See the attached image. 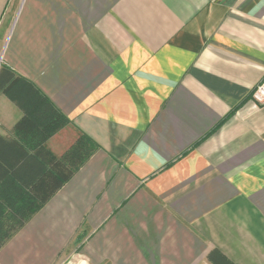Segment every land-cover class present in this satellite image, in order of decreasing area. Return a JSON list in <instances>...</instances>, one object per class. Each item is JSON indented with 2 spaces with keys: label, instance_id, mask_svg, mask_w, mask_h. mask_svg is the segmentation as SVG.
<instances>
[{
  "label": "crops",
  "instance_id": "crops-1",
  "mask_svg": "<svg viewBox=\"0 0 264 264\" xmlns=\"http://www.w3.org/2000/svg\"><path fill=\"white\" fill-rule=\"evenodd\" d=\"M1 63L70 120L51 151L98 148L0 264H264V0H0Z\"/></svg>",
  "mask_w": 264,
  "mask_h": 264
},
{
  "label": "trees",
  "instance_id": "trees-1",
  "mask_svg": "<svg viewBox=\"0 0 264 264\" xmlns=\"http://www.w3.org/2000/svg\"><path fill=\"white\" fill-rule=\"evenodd\" d=\"M0 94L23 112L12 136L0 134V250L69 182L98 148L84 136L74 153L78 165L57 156L47 142L70 120L31 80L0 64ZM79 238V236H78ZM210 264H235L220 250Z\"/></svg>",
  "mask_w": 264,
  "mask_h": 264
},
{
  "label": "built area",
  "instance_id": "built-area-1",
  "mask_svg": "<svg viewBox=\"0 0 264 264\" xmlns=\"http://www.w3.org/2000/svg\"><path fill=\"white\" fill-rule=\"evenodd\" d=\"M253 99L260 105H264V80L254 89Z\"/></svg>",
  "mask_w": 264,
  "mask_h": 264
},
{
  "label": "rangeland",
  "instance_id": "rangeland-1",
  "mask_svg": "<svg viewBox=\"0 0 264 264\" xmlns=\"http://www.w3.org/2000/svg\"><path fill=\"white\" fill-rule=\"evenodd\" d=\"M57 264H75V263H70L69 257L66 259H63L59 261Z\"/></svg>",
  "mask_w": 264,
  "mask_h": 264
}]
</instances>
